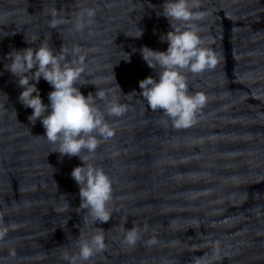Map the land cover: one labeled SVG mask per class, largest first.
Masks as SVG:
<instances>
[{
	"label": "water",
	"instance_id": "obj_1",
	"mask_svg": "<svg viewBox=\"0 0 264 264\" xmlns=\"http://www.w3.org/2000/svg\"><path fill=\"white\" fill-rule=\"evenodd\" d=\"M162 4L0 0V92L8 95L6 101L0 93V264H68L66 255H78L77 241L97 232L106 247L84 264H264V0H199L194 11L203 17L195 23L217 62L187 73L189 91L208 100L185 128L138 94L139 81L156 75L139 49L168 46L160 35L169 22L156 14ZM86 8L95 17L76 30ZM53 19L60 21L56 28ZM140 28L142 37L128 36ZM33 36L34 47L47 41L82 61L85 96L110 89L109 99L127 105L123 116H106L114 135L89 161L113 181L107 222L85 221L71 176L82 161L53 151L4 69L6 54L28 47L25 38ZM126 52L130 62L122 59ZM38 87L48 103L52 87L43 78ZM133 226L141 239L129 247L124 236Z\"/></svg>",
	"mask_w": 264,
	"mask_h": 264
},
{
	"label": "clouds",
	"instance_id": "obj_2",
	"mask_svg": "<svg viewBox=\"0 0 264 264\" xmlns=\"http://www.w3.org/2000/svg\"><path fill=\"white\" fill-rule=\"evenodd\" d=\"M198 4L199 0H163L156 14L164 16L170 25L169 30L160 35L161 42H167V49L158 50L147 45L139 49L156 75H149L139 81L138 94L151 110L162 111L176 128L189 127L195 123L208 100L204 92L189 91L187 73H202L217 62L213 52L202 46L200 27L195 23L203 17L202 12L194 11ZM95 14L94 8L82 9L75 29H85L92 23ZM59 23L53 19L51 26L56 28ZM142 35L143 29L140 28L136 35L128 36L140 38ZM36 39V36L31 41L25 38L28 47L13 48L8 52L4 69L16 78L17 85L22 89L19 102L25 108L32 109L28 120L33 125L38 119L42 122L45 132L41 136L56 145L53 151L59 152L62 157L78 156L82 161L73 168L71 176L79 185V207L86 210L85 221L107 222L111 217L108 203L113 198V181L102 167L89 161L102 140L114 135L115 129L106 116H123L127 105L120 103L116 96L109 99L110 89L96 88L95 94L89 92L85 96L80 88L85 85L81 83L85 73L82 61L69 60L66 49L58 51L47 41L34 47ZM135 51L137 49L134 48ZM122 59L130 62L131 54L127 53V57ZM41 78L52 87L48 93V103H44L38 87ZM91 84L96 86L95 83ZM116 86L120 88L118 83ZM0 93L7 101V93ZM130 93L137 92L133 90ZM98 99L105 101L103 108L97 104ZM12 111L17 116L14 108ZM140 239L139 228L133 226L127 229L124 243L134 247ZM77 244L78 255L65 256L68 264H84L106 247L102 232L82 237Z\"/></svg>",
	"mask_w": 264,
	"mask_h": 264
}]
</instances>
